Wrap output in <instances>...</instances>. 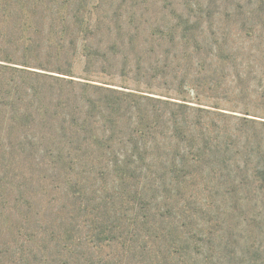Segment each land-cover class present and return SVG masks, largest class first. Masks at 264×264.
I'll return each instance as SVG.
<instances>
[{
	"label": "rangeland",
	"instance_id": "1",
	"mask_svg": "<svg viewBox=\"0 0 264 264\" xmlns=\"http://www.w3.org/2000/svg\"><path fill=\"white\" fill-rule=\"evenodd\" d=\"M101 1L0 0V56L18 60L0 63L63 77L71 76L38 66L70 64L74 74L95 83L165 99L186 98L192 105L210 109L211 113H202V121L210 126L213 138L221 142V151L212 152L217 148L213 143L199 154L202 163L182 177L167 173L163 165L145 173L142 185L151 197L146 208L150 214L161 208L168 218L164 223L152 220L145 224L142 217L137 231L162 235L160 242L165 247L166 238L171 244L175 242L178 251L170 253L169 264H217L219 258L223 261L220 264H249L254 258L264 257V0H160L173 6L165 11L160 1L156 4L154 0ZM226 1L233 4L232 9H227ZM79 2L83 3L86 18L92 15L94 21L97 17L103 19L96 40L89 39L88 19L82 27L74 24ZM138 10L145 12V17L160 13V25L170 20L172 25L179 24L176 40L169 34L163 37L149 33L148 37L142 30V35L134 30L129 35L135 34V43L129 49L117 48L120 53L114 54L107 22L116 32L118 20L126 25L133 18L132 11ZM184 26L187 41L181 39ZM198 35L200 39H196ZM7 71L8 75L19 73ZM26 78L29 85L31 76ZM51 82L57 84L56 80ZM15 90L20 94L23 91L19 86ZM13 100L16 98L4 104L5 114L14 115V105H10ZM6 132L5 126L0 128L3 136ZM2 135L0 185L5 187L0 188V248L17 244L21 231L29 225L18 217L15 208L9 209L8 205L16 202L14 188L32 189L44 205L55 211L63 205L74 208L84 200L66 195L71 187V183L66 185L67 166L59 164V170L47 171L53 160L43 165V157L34 151L23 154L21 145L8 150L9 141ZM159 139L168 138L160 134ZM18 143L15 139L14 144ZM79 165L86 167L83 172L80 168L76 177L85 180L90 189L93 185L100 190L99 194L113 195L114 189L106 190L102 184L112 182L115 175L86 161ZM136 182L128 179L126 188L133 190ZM113 200L112 206H117L116 196ZM79 209L68 214L70 224L66 227L76 238H84L96 224L92 216V221H87L85 212ZM147 209L143 212L148 213ZM118 212L122 221L134 226L128 221L132 210L123 207ZM37 229L43 230L40 226ZM76 238L70 240L82 244L81 250L92 247ZM94 252L107 259L114 256L113 263L119 259L117 254H124L121 247L106 243Z\"/></svg>",
	"mask_w": 264,
	"mask_h": 264
},
{
	"label": "trees",
	"instance_id": "2",
	"mask_svg": "<svg viewBox=\"0 0 264 264\" xmlns=\"http://www.w3.org/2000/svg\"><path fill=\"white\" fill-rule=\"evenodd\" d=\"M158 1L160 0H154L156 4ZM79 3L80 6L75 10L74 24L82 27V23L88 19L89 39L93 37L96 40L98 30L102 29L103 19L97 17L94 21L92 15L86 18V14H82L83 3ZM225 3L227 9L233 7L228 1ZM99 4L98 7L102 5ZM158 4L164 11L173 7L161 1ZM253 10L255 11L254 8ZM132 12L133 18L126 25H122L121 20H118L116 32L112 24L107 22L114 54L119 55L117 48L129 49L135 43V34L129 35L134 30L140 34L142 30L148 37H164L169 34L172 40H176L175 33L179 24L172 25L173 20L160 25L163 18L160 13L157 16L145 17V12ZM188 14L192 15L190 12ZM152 20L154 22L149 23ZM143 24L145 26L142 27ZM124 30L129 33H123ZM182 30L181 39L187 41L185 26ZM195 37L200 39V35ZM198 46L200 49V44ZM27 51L30 52L31 49ZM88 56L90 58L92 55L89 53ZM11 59L8 55L0 56L3 61H18ZM20 61L26 63L25 60ZM68 65L39 64L38 67L71 77L0 63V128L5 126L7 129L6 134L3 136L0 133V136L9 141L7 149L13 151L21 145L23 154L34 151L36 155L43 157V165L53 160V165L49 164L52 168H45L47 171L59 170L58 165L64 164L68 170L67 187L71 183L66 195L72 194V197L77 199L78 195L84 199L79 206L70 208L63 205L55 211L50 205H44L32 189L24 186L14 188L16 202L9 205L7 201L6 203L9 209L15 208L18 217L29 225L21 231L22 237L16 240L17 244H7L6 247L3 244V248H0V264H169L170 259L172 260L170 253L178 251L175 242L171 244L170 239L166 238L164 241H168V246L165 247L163 242H160L162 235L154 233H142V238H138V235H142L137 231L140 226H136L139 219L144 217L145 224H148L152 220L164 223L168 218L167 214L160 212L161 208L151 214L146 208L151 197L146 193V186L142 185V176L163 165L166 166L164 169L167 173L182 177L188 175L190 168L202 163L203 158L199 154L209 150L213 143H217V148L212 152L221 151V142L213 138L210 126L202 121V113H211L210 109L192 105L186 98L179 101L165 99L95 83L91 78L77 76L74 74V68ZM7 70L21 74L8 75ZM27 75L31 76L29 85L26 83ZM7 78L9 79L6 80ZM50 79L56 80L57 84L52 83L53 80ZM17 86L22 88L21 94L15 90ZM10 98H16V101L10 102V105H14V115L3 112V106H6L4 104ZM13 130L18 131L13 133ZM160 134L168 139L160 140ZM15 139L19 141L18 144H14ZM6 150L3 149L4 152ZM165 156L168 159H165ZM82 161L93 163L94 166L100 165L102 170L115 175L112 177L113 183L106 182L102 184V188H113L117 206L121 203L122 208L133 211L128 221L133 222L134 226L121 220L118 211L122 208L112 206L113 195L106 197L105 193L99 194L100 190L93 188V185L90 189L85 180L76 177L81 171L79 164ZM85 167L82 165L81 172ZM128 179L137 181L133 190L126 188ZM8 186L7 190L10 189ZM4 187L0 185L2 190ZM78 207L85 212L83 217L87 216V221H92V216L96 224L84 238H76L66 227L70 224L68 214L76 212ZM145 209L148 213L143 212ZM42 219L44 220L39 225ZM37 226L43 230H38ZM70 238L88 242L92 247L81 250L82 244H74ZM139 240L142 242L139 243ZM105 243L117 249L121 247L124 254L115 256L119 257L116 263L112 262L115 260L114 256L107 259L95 254L94 249L101 250ZM126 254L127 259H123ZM220 263L223 261L219 258L217 264ZM249 264H264V257L254 258Z\"/></svg>",
	"mask_w": 264,
	"mask_h": 264
}]
</instances>
